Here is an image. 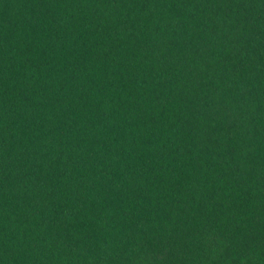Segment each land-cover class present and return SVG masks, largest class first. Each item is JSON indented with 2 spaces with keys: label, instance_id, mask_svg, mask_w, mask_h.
Instances as JSON below:
<instances>
[{
  "label": "trees",
  "instance_id": "trees-1",
  "mask_svg": "<svg viewBox=\"0 0 264 264\" xmlns=\"http://www.w3.org/2000/svg\"><path fill=\"white\" fill-rule=\"evenodd\" d=\"M0 264H264V0H0Z\"/></svg>",
  "mask_w": 264,
  "mask_h": 264
}]
</instances>
